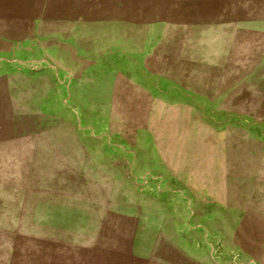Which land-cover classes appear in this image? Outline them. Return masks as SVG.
Here are the masks:
<instances>
[{"label":"rangeland","instance_id":"obj_1","mask_svg":"<svg viewBox=\"0 0 264 264\" xmlns=\"http://www.w3.org/2000/svg\"><path fill=\"white\" fill-rule=\"evenodd\" d=\"M0 264H264V0H0Z\"/></svg>","mask_w":264,"mask_h":264}]
</instances>
